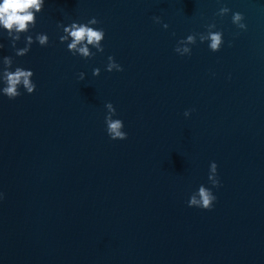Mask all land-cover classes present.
<instances>
[{
	"label": "water",
	"instance_id": "water-1",
	"mask_svg": "<svg viewBox=\"0 0 264 264\" xmlns=\"http://www.w3.org/2000/svg\"><path fill=\"white\" fill-rule=\"evenodd\" d=\"M92 18L105 50L84 59L58 25ZM211 23L218 52L200 40ZM37 33L49 45L19 57L0 28V61L37 85L0 92V264H264V0H45L17 47ZM109 102L126 140L107 133ZM200 185L211 210L188 205Z\"/></svg>",
	"mask_w": 264,
	"mask_h": 264
},
{
	"label": "clouds",
	"instance_id": "clouds-1",
	"mask_svg": "<svg viewBox=\"0 0 264 264\" xmlns=\"http://www.w3.org/2000/svg\"><path fill=\"white\" fill-rule=\"evenodd\" d=\"M45 0H3L0 3V28L7 31L8 37L11 40V46L15 50V55L23 57L27 55L32 48V45L36 42L41 46H48L50 38L45 33H37L35 37L27 35L24 38V47H17V43L21 41L22 34L30 32L35 28L37 22V14L44 9ZM231 11L226 5L222 6L217 15L220 17L226 16ZM157 24L162 23L160 17H153ZM244 16L240 12H235L232 15V22L240 29H246L247 25L242 23ZM100 23L96 18L90 19L87 23L72 22L70 25L65 26L60 23L58 26L62 29L63 35L59 37L61 43H66L68 50L73 55H79L84 59L93 58L96 53L91 49L95 48L98 52L103 53L104 47L102 41L105 39V32L103 29H97L90 25H96ZM163 27L167 29L169 25L163 23ZM207 35L200 33V40L209 41V48L213 52H218L221 49V45L224 42L222 40V31H212L216 28L215 23L206 25ZM197 34L188 35L186 39L178 41L175 52L184 56L185 54L191 55L192 50L187 46L195 43ZM183 45V47H181ZM4 45L0 43V49H3ZM14 59L12 56H4L0 61V82L3 83L2 92L9 99H16L22 95L20 88L23 87L27 93L32 94L36 91L37 85L33 82L34 71L26 70L23 67H15L13 71ZM108 72L112 71H124L122 65L118 64L114 56L108 57V63L106 65ZM101 69L94 68L93 75L100 76ZM85 73H79V79H85ZM107 115L105 117V123L107 125V133L112 140H126L128 134L122 130L125 125L121 119H113V116L117 115V110L111 102L106 104ZM191 109L185 111L186 117L191 116ZM210 183L216 187H220V180L218 178V165L215 162L211 163L210 174L208 177ZM3 196L0 194V199ZM217 197L213 194L211 189L206 188L204 185H200L198 193L192 195L188 201L189 207H199L205 210H211Z\"/></svg>",
	"mask_w": 264,
	"mask_h": 264
}]
</instances>
